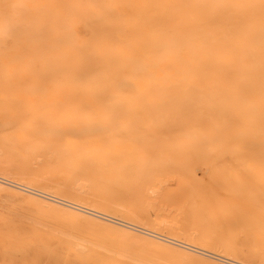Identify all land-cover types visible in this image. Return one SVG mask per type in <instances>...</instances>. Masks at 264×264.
I'll use <instances>...</instances> for the list:
<instances>
[{
    "label": "bare ground",
    "instance_id": "bare-ground-1",
    "mask_svg": "<svg viewBox=\"0 0 264 264\" xmlns=\"http://www.w3.org/2000/svg\"><path fill=\"white\" fill-rule=\"evenodd\" d=\"M0 143L1 163L43 162L53 167L45 174L65 175V191L82 201L90 186L72 178L94 181L107 200L95 201L100 209L139 221L168 203L176 221L148 215L150 223L205 247L214 246V233L178 222L238 216L264 263V0H0ZM0 183L179 257L198 252L242 264L7 178ZM116 193L134 201L117 202ZM231 237L217 249L247 253ZM74 242L72 256H63L16 236L6 264H41L42 256L56 264L128 262L124 250L111 260Z\"/></svg>",
    "mask_w": 264,
    "mask_h": 264
},
{
    "label": "rangeland",
    "instance_id": "rangeland-1",
    "mask_svg": "<svg viewBox=\"0 0 264 264\" xmlns=\"http://www.w3.org/2000/svg\"><path fill=\"white\" fill-rule=\"evenodd\" d=\"M4 150H5V147L3 146L2 143H0L1 155H3L2 152L4 153ZM6 155H7V153L6 154L4 153V156H6ZM7 159H9V158H7ZM10 159H9V161L7 160L6 162H2V163L0 162V179L7 178L12 182L17 183V185L21 184L23 186L31 188L35 192H38V193L43 192V193L48 194V196L51 195V196L63 199L65 201L72 202V203L77 204L79 206H84V207L92 209V210H97L100 213H103L107 216H110V218H112V219L115 218L114 220H117V221H120L123 223H125V222L130 223V224H133V225H135L141 229H147V230H150L152 232H155L158 235H164L166 238L174 239V240H176L175 242L178 244H185V243L188 244L189 243L190 245H193L195 247L197 246L198 250L205 249L206 251H208L207 253H209L210 255H214V254L220 255V258H222V259L231 260L232 262H236V263L240 262L242 264H261L262 263L261 260L259 259V257H257L258 255L255 256L256 260L254 258V253L255 252L257 253V249L260 246L258 244L259 242H256L254 238L250 237V235L244 231L246 229V223L244 221H242L238 216L230 217L229 221L226 220L227 223H226V221H223V222H215V224H214V223H212L214 221L211 222L210 220H206L202 224H197L191 220H190L191 222L188 221L189 224H180L181 222H178V224L181 225L182 228L185 230H188L190 227H192V229L194 228L193 230H195L196 228L199 229L198 227H200L202 230H204L207 233H214V241H213L214 246L205 247L199 242H193V241L188 240L184 235H173L171 232L159 230V228H156L157 226H155V225L153 226L152 222L150 223L152 218H153V220H155L157 222L164 221V219L165 220H171L172 219L171 221H173V222L176 221L175 217H174L175 213L170 211V209H169L170 206L168 205V203L167 204L164 203V205H163V203L159 202L158 204H156V205H160V203H161L162 206H167L166 207L167 210L163 209L164 207L161 208L162 206H159V208H158V206H155V205H153V206H155L154 208L151 207L153 210H151L150 213H149L150 209L144 210L143 211L144 213H141V214L142 215L144 214L143 216H145L146 219L136 221L133 217L125 216L124 214L119 212L120 210L119 211L117 210V212H116L115 210L112 211L111 209L110 210H108L107 208L100 209L99 207H97L95 204L96 203L95 201L97 199H98L97 201H99V199H101V197H103L100 194H103V193L97 194L98 190L94 188L96 184L93 183L94 181L92 182V180H90V179L87 180L85 178H81V179L72 178V180H74V181L79 180L78 184L82 183V182H80V180L87 181L86 183L90 186V189L86 188V190H85L87 193H85L84 190L81 189L82 190L81 193L84 192V194L89 199L87 201H82L79 197H77L75 195L73 196L72 193H68L67 189L65 191L66 187L64 188V185L67 182V178L64 177L65 175L64 176L62 175L60 177L59 176L60 174H59V175H56L57 177L51 176V178H50L49 174L48 175L45 174L46 170H52L53 167H50L47 165L43 166V165H41L43 162H41V164H39L40 162L37 160H34V161L35 162L37 161L38 163L32 162L33 163L32 164L31 162L22 163V160H19L18 157L17 158L13 157ZM1 165H3V166H1ZM8 170L10 173L8 172ZM23 170H24V172H23ZM37 171L39 172V174ZM30 172H32L33 175ZM42 172H43V174H42ZM9 174H11V175H9ZM14 174L16 176L17 175L18 176L16 177ZM34 174H35V176H34ZM39 177H40V179H39ZM77 181L75 183H77ZM89 181H91L92 183ZM15 183H13V184H15ZM83 183L85 186H87L85 184V182H83ZM89 183H91V184H89ZM0 184L3 185V183H0ZM72 185H74V184L72 183ZM76 186L74 185V187H76ZM8 187L9 186L0 187V235H2V236H0V264H6L7 262H9L10 258L13 257L12 254L7 250V242L9 240L14 239L16 236H18V237L23 236V238L27 237L28 239L34 240V241H43L51 249H54L58 254L63 255V256H67V255L72 256V245L75 244L74 241H76V244L78 246V247H76L77 250H78V248L79 249L81 248L83 250V249H86L87 247H93V249L97 253H99L101 256L106 257V258H110L111 260L114 258L112 256L113 254H114V256H116V254H115L116 251L124 250L127 253L126 254L127 257H125V261H126V259L128 260V262H129V260H131L129 263L139 262L141 264H152L151 261H153L152 259H154L156 262H159V263L161 262V264H218V262H219V264H221V261L215 260V259L210 258L208 256H203L198 252L197 253L193 252L194 254L195 253L197 254L196 257H189L190 258L189 259L188 257L180 255V257H181L180 258L178 256V254L173 252V251L163 249V248H159V247L152 245L150 243H147L145 241L143 242L142 240H139L137 238L132 239L129 237H125V236L118 234L114 231L113 232L110 231L111 229L107 230V228H103L99 225L88 223L84 220L82 221L78 218H75L73 216L66 214V212H64V211L55 209V208L50 207V206L48 207V205H45L42 203L41 199H44L42 197H40L41 199H38L39 197L37 198V197L31 196L27 192L20 191L21 189L14 188V187L12 188V186H10L11 188L10 187L8 188ZM63 188H64V190L62 191ZM80 188H81V186H80ZM91 188H92V190H91ZM84 189H85V187H84ZM92 192L93 193L96 192V193L93 194ZM112 192H113V190L110 191L109 193L107 192L108 194H110V196H112L111 198H113V196H115V192H113V193ZM116 192H118V191L116 190ZM111 193L113 195H111ZM118 194H119V192H118ZM121 194H123V193H121ZM89 195H91V196H89ZM123 195H127V194H123ZM120 196H121V198H118ZM120 196H118L116 193L115 199H117V202H119V200H121L120 203H122V204L127 203V201L128 202L134 201V200H131V198H129L130 195L126 198H125V196H123L124 198L122 197V195H120ZM97 197H99V198H97ZM130 197H133V196H130ZM128 198H129V200H128ZM133 199H135V198H133ZM101 200H104V199H101ZM125 200H126V202H125ZM104 201H107V200H104ZM67 208L70 209V207H67ZM159 212H163L162 215L160 213V217L157 216V214L159 215ZM168 212H170V214H167ZM2 213H3V215H1ZM151 213H154L155 215L154 214L152 215ZM8 214H9V216H8ZM5 215H6V217H5ZM148 215L152 216V218L149 217ZM163 215H164V217H163ZM153 216L155 217V219ZM10 217H12V218L9 219ZM167 218H169V219H167ZM149 219H151V220L149 221ZM230 219L232 220L231 223H230V221H231ZM6 221H8V222H6ZM228 222H229V224H228ZM238 223H240V224H238ZM110 224L117 225V224H113V223H110ZM150 227H151V229H150ZM47 236H48V238H47ZM226 236L227 237L232 236L231 238L233 240V247L236 250L240 247L238 250L247 251V253L245 252V254H247V255H245L244 252L240 253L242 251L239 252L238 250L237 251L239 253L237 252L236 254L231 255V254H227V253L223 252L221 249H217L220 246V244L222 243L223 237L226 238ZM76 237H78V238H76ZM78 241L80 243H83V246L79 245L80 243ZM136 242H138V243H136ZM139 242H141V243H139ZM112 243H114L115 247H114V249H109V246ZM217 243L219 244V246ZM85 245H86V247H84ZM136 246H138V247H136ZM24 254L29 256L30 252L25 251ZM237 254H239V255H237ZM248 255L250 256L251 259L249 258ZM131 256H132V258H131ZM199 256H201V257H199ZM197 257L198 258L203 257V258H202V260L201 259L199 260ZM48 258H49L48 256H42L41 257V264H56L55 262H52V261L50 262ZM134 258H136L137 260L136 259L134 260ZM147 259L149 261H147ZM144 260H145V262H144ZM213 261H217V262L213 263ZM128 262L125 264H129ZM262 264H264V263H262Z\"/></svg>",
    "mask_w": 264,
    "mask_h": 264
}]
</instances>
